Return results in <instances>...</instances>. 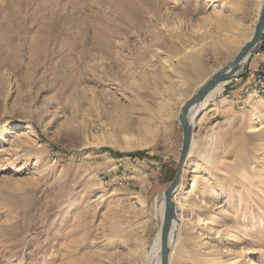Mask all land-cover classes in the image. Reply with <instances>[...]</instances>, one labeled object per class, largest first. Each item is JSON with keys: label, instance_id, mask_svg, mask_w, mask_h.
I'll return each mask as SVG.
<instances>
[{"label": "rangeland", "instance_id": "rangeland-1", "mask_svg": "<svg viewBox=\"0 0 264 264\" xmlns=\"http://www.w3.org/2000/svg\"><path fill=\"white\" fill-rule=\"evenodd\" d=\"M261 4L0 0V264H148L180 109L250 39ZM227 86L189 113L168 264L241 247L264 264V96Z\"/></svg>", "mask_w": 264, "mask_h": 264}, {"label": "water", "instance_id": "water-1", "mask_svg": "<svg viewBox=\"0 0 264 264\" xmlns=\"http://www.w3.org/2000/svg\"><path fill=\"white\" fill-rule=\"evenodd\" d=\"M264 30V0L262 1L260 13L256 22L255 32L250 42L245 44V46L238 52L235 59L223 69H221L217 74H215L205 85H203L195 95L181 108L179 116H178V123L182 130V146L181 151L178 158L177 169L172 179L169 187L163 194V198L165 199V207H164V216H163V223L161 227V234H160V258L161 264H167V240H168V233L170 230V224L173 219V202H172V193L176 189L180 175L182 173V168L184 167V162L186 161V157L188 151L190 149L191 138L193 129L188 122V113L192 110L197 104L202 103L205 96L214 89V87L221 83L222 81L228 80L233 78L237 75V69L240 68V62L250 54V56L256 52L260 48L261 45V38L263 35ZM249 56V57H250ZM200 115V112L194 117L193 122L197 117Z\"/></svg>", "mask_w": 264, "mask_h": 264}, {"label": "bare ground", "instance_id": "bare-ground-1", "mask_svg": "<svg viewBox=\"0 0 264 264\" xmlns=\"http://www.w3.org/2000/svg\"><path fill=\"white\" fill-rule=\"evenodd\" d=\"M263 1V0H262ZM262 5V4H261ZM261 9V8H260ZM255 26H256V24H255ZM254 32H255V27H254ZM263 32H264V30H263ZM253 35H254V33L252 34V36L250 37V39L245 43V44H247L248 42H250L251 41V39H252V37H253ZM263 41H264V35H262V38H261V45H260V48L257 50V47H256V52H254L251 56H250V54L251 53H249V55H247L241 62H240V68L239 69H237V75L236 76H234L233 78H231V79H228V80H225V81H222L221 83H218L215 87H214V89L212 90V91H210L206 96H205V98H204V100L202 101V103H199V104H197L198 106L199 105H201V106H203L208 100H210V99H213L216 95H218L222 90V93L226 90L225 89V85L227 84H229V83H231L232 81H233V79L234 78H237V76L238 75H240V69L242 68V66H244L245 64H247V62H248V64H249V62H250V60H252L254 57L256 58V60H258L259 62L257 63V65L260 63V61H262V60H264V54H261L260 56H257V53H259V51L261 50V46H262V43H263ZM245 44H244V46H245ZM243 46V47H244ZM242 47V48H243ZM241 48V49H242ZM240 49V50H241ZM239 50V51H240ZM238 54V53H237ZM250 56V57H249ZM236 57V56H235ZM235 57H234V59H235ZM233 59V60H234ZM232 60V61H233ZM231 61V62H232ZM230 62V63H231ZM229 63V64H230ZM229 64H226L225 66H227V65H229ZM247 64V65H248ZM225 66H223V67H221L220 68V70L221 69H223ZM257 67V66H256ZM249 69V68H248ZM220 70H218L215 74H217ZM250 71H251V75L253 74L252 73V68H250L249 69ZM248 71V70H247ZM214 74V75H215ZM213 75V76H214ZM212 76V77H213ZM211 77V78H212ZM210 78V79H211ZM209 79V80H210ZM252 79V78H251ZM208 80V81H209ZM230 80V82L228 83V81ZM207 81V82H208ZM206 82V83H207ZM206 83H204L203 85H205ZM202 85V86H203ZM202 86H200V88L202 87ZM223 87H224V89H223ZM199 88V89H200ZM198 89V90H199ZM245 89H247V93H245L244 94V96L246 97V98H252V99H257L258 97H262V96H264V95H258V94H256V91L254 90V89H252V88H250V85L248 84L247 86H245L243 89H241V91H243V90H245ZM197 92V91H196ZM195 92V93H196ZM195 95V94H194ZM193 95V96H194ZM192 96V97H193ZM191 97V98H192ZM227 97H230V94L227 96ZM190 98V99H191ZM189 99V100H190ZM189 100H187L183 105H182V107L189 101ZM196 105V106H197ZM195 106V107H196ZM181 107V108H182ZM202 108V107H201ZM181 110V109H180ZM192 110H190V112H191ZM189 112V113H190ZM189 113H188V122L190 123V126H192V128H193V125L195 124V121L193 122V120H194V117L193 116H189ZM179 116V115H178ZM256 131H258V129H254V132H256ZM16 135L17 136H19V137H22V136H24V135H26V132L24 131V130H19V131H17V133H16ZM27 135H28V133H27ZM20 139V138H19ZM0 143H2V140H1V138H0ZM182 146V145H181ZM191 147H192V138H191V144H190V149H189V151H188V153H190V150H191ZM181 151V150H180ZM187 156H188V154H187ZM186 159H187V157H186ZM186 162V161H185ZM185 162H184V165H185ZM177 163H178V161H177ZM177 169V168H176ZM183 169H184V167L182 168V173L184 172L183 171ZM176 173V172H175ZM182 173H181V175H180V178H179V182H178V185H177V187H176V189L173 191V193H172V202H173V219H172V221H171V224H170V230H169V233H168V240H167V251H168V256H167V264H168V260H169V257H170V255H171V248H172V246L175 244V242H176V239L178 238V232L180 231V229H181V227H182V224L181 225H179L178 224V221L180 222H182V219H183V213H184V207H181V208H179V213H178V205H176L177 204V202H176V200H174V195H175V192L177 191V190H183V189H186L187 188V186H186V188L185 187H183V186H179V183H180V180H181V178H182ZM241 177H243V178H245V173L243 172V174H242V176ZM174 178V177H173ZM171 183V182H170ZM169 187V186H168ZM167 190V189H166ZM165 190V191H166ZM164 191V192H165ZM164 192H163V194H164ZM163 194H162V197H163ZM163 206L165 207V199L163 198ZM164 207H163V215H162V221H163V216H164ZM185 221V220H184ZM162 223L163 222H161V225H160V230H159V233L157 234V237H156V240H155V242L153 243V245H152V247H151V250H150V253H149V256H148V264H161V258H160V234H161V227H162ZM186 223V222H185ZM190 225V224H189ZM207 225V224H206ZM185 226V225H184ZM184 229H186V228H184ZM194 229V228H193ZM188 231H192V229H190V228H188ZM194 231V230H193ZM179 234H180V232H179ZM184 234V233H183ZM203 235V234H202ZM198 238V237H197ZM201 238L199 237V239L198 240H200ZM189 241V240H188ZM193 244V243H192ZM214 246V245H213ZM219 247V246H218ZM222 248V247H221ZM206 250V252H204V254H201V258H203V261H205V263H207V264H237V263H242V262H245V263H248V264H258V262H256L255 260H250L249 259V257L248 256H250L249 254H251L250 253V251H247L245 248H243V247H241V248H239V249H237L234 253L233 252H231V250H226L225 252H224V255L226 256V259L227 260H225V261H217L216 263H213L214 261H215V254H213L212 252H211V250H208V249H205ZM206 254V256L207 257H203L204 255ZM248 255V256H247ZM219 256V255H218ZM216 259H217V257H216ZM218 260V259H217Z\"/></svg>", "mask_w": 264, "mask_h": 264}, {"label": "built area", "instance_id": "built-area-1", "mask_svg": "<svg viewBox=\"0 0 264 264\" xmlns=\"http://www.w3.org/2000/svg\"><path fill=\"white\" fill-rule=\"evenodd\" d=\"M264 54V41L261 46V50L257 53V56ZM252 79L249 82L250 88L256 91L258 95H264V60L260 61L257 67L252 71ZM234 82H238L237 78L233 79ZM247 93V89L241 91L240 94L244 96Z\"/></svg>", "mask_w": 264, "mask_h": 264}, {"label": "crops", "instance_id": "crops-1", "mask_svg": "<svg viewBox=\"0 0 264 264\" xmlns=\"http://www.w3.org/2000/svg\"><path fill=\"white\" fill-rule=\"evenodd\" d=\"M251 61H253V59L250 60L249 69L251 67H253L251 65L252 64ZM251 78H252L251 71L250 70H248V71L245 70L244 72L240 73V75L237 76V79L239 80L238 82L232 81L231 83L228 84L229 86H227V87L228 88H232V89H236V90H238L240 92L241 89H243L245 86H247L249 84V82L251 81ZM229 94H230V97L231 96H234L235 91H230ZM230 97H228L227 99H225L226 102L229 101V100L233 102V100H235L234 98H237V100H239L238 97H235V96L234 97H231V98ZM243 97H244V100H245L244 102H246V103L247 102H251L252 100H257V99L246 98L245 96H243ZM221 103L222 102L217 103V110L219 108H221Z\"/></svg>", "mask_w": 264, "mask_h": 264}, {"label": "trees", "instance_id": "trees-1", "mask_svg": "<svg viewBox=\"0 0 264 264\" xmlns=\"http://www.w3.org/2000/svg\"><path fill=\"white\" fill-rule=\"evenodd\" d=\"M130 156H134L137 158H143L144 157V153L140 152V153H136V154H131Z\"/></svg>", "mask_w": 264, "mask_h": 264}]
</instances>
